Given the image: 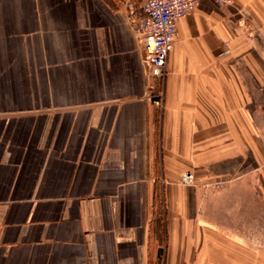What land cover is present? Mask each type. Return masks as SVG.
Masks as SVG:
<instances>
[{
  "label": "crops",
  "instance_id": "0c3cea01",
  "mask_svg": "<svg viewBox=\"0 0 264 264\" xmlns=\"http://www.w3.org/2000/svg\"><path fill=\"white\" fill-rule=\"evenodd\" d=\"M231 1L177 23L160 110L136 2L0 0V264H264V0Z\"/></svg>",
  "mask_w": 264,
  "mask_h": 264
},
{
  "label": "built area",
  "instance_id": "2783aa9c",
  "mask_svg": "<svg viewBox=\"0 0 264 264\" xmlns=\"http://www.w3.org/2000/svg\"><path fill=\"white\" fill-rule=\"evenodd\" d=\"M136 2L137 8L127 7L129 24L136 34L143 53V63L148 80L147 99L158 109L164 104V82L167 75V59L172 51L177 23L190 14L200 0H125ZM218 6L227 8L231 0H214ZM247 32H253L252 24L243 19ZM192 175L187 172L181 182L192 183ZM221 189L229 188V183L218 184Z\"/></svg>",
  "mask_w": 264,
  "mask_h": 264
},
{
  "label": "rangeland",
  "instance_id": "374dc122",
  "mask_svg": "<svg viewBox=\"0 0 264 264\" xmlns=\"http://www.w3.org/2000/svg\"><path fill=\"white\" fill-rule=\"evenodd\" d=\"M245 18V17H244ZM245 19H247L251 24H252V21L246 17ZM253 28H254V31L256 34H258L262 40L264 41V29L259 26V25H255L252 24ZM256 30V31H255ZM255 132V133H254ZM258 136L257 139H259V141H261L259 135H262L263 139H264V129L262 130H256V129H253V136ZM256 142L258 144L257 148H258V152H259V156L260 158L262 159L263 163H264V144L261 142ZM193 179H192V183H190L189 185H185V186H188V187H195L196 190L198 191V193L201 195V197H204V195H209V194H216L222 190H227V189H221L218 187V184H223L222 182H219V181H215V182H206V183H203V184H199L196 182L193 174H191ZM230 181V184L233 182V180H229ZM181 182V181H180ZM182 184V182H181ZM184 185V184H182ZM201 192V193H200ZM203 195V196H202ZM159 211V209L157 210ZM161 225L158 224V229Z\"/></svg>",
  "mask_w": 264,
  "mask_h": 264
}]
</instances>
